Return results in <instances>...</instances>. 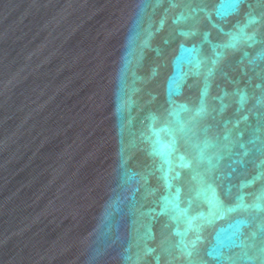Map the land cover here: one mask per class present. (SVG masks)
<instances>
[{"label": "water", "instance_id": "water-1", "mask_svg": "<svg viewBox=\"0 0 264 264\" xmlns=\"http://www.w3.org/2000/svg\"><path fill=\"white\" fill-rule=\"evenodd\" d=\"M0 264H264V0H0Z\"/></svg>", "mask_w": 264, "mask_h": 264}]
</instances>
